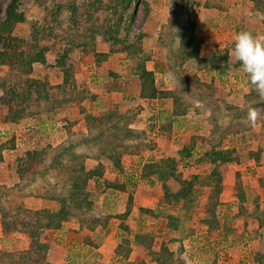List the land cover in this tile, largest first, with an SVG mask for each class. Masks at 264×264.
I'll return each mask as SVG.
<instances>
[{"label":"rangeland","instance_id":"374dc122","mask_svg":"<svg viewBox=\"0 0 264 264\" xmlns=\"http://www.w3.org/2000/svg\"><path fill=\"white\" fill-rule=\"evenodd\" d=\"M10 1L0 0V21L6 16ZM242 1H238L242 10L236 17V34L241 30L264 34V16L251 15V10L243 9ZM120 2L18 1L17 9L25 20L14 24L13 35L23 40L37 37L35 42L40 48L46 47L47 51L43 54L45 63L33 64L32 72L28 75L30 77L19 73L15 66L0 64V129H9L7 135L0 136V206L5 209L4 219L0 215V264H104L102 258H95L91 254L85 239L95 235L89 234V227L97 220L94 218L99 215V209H105L102 190L107 178L116 171L108 165V156H112L121 146L129 151L121 156L123 170L120 171V175L128 181L130 176L138 174L146 162L159 156H174L179 153L183 143L192 141L197 143L194 156L208 151L212 142L218 145L217 148L234 147L239 153L241 164L238 171L244 178L249 180L250 177L264 176V129L261 128L262 120L259 117L264 114V106L258 104L252 109L256 100L246 98L248 88L244 71L236 65L234 57L228 58L218 50L209 53L211 49H207V43L214 41L212 38L215 34L205 37L206 45L196 59L172 66L167 61L171 59L166 48L168 43L159 46L155 39L143 46L141 32L137 31L141 16L150 13L148 1L142 4L140 0H133L125 11L118 7L115 13H121L123 19L116 33L118 40H108V33L115 28L113 22L108 24V18L112 20ZM159 2L161 5L167 4L168 8L157 14L168 16L170 22L173 20L171 4H184L186 0ZM91 6L100 10L94 11ZM180 17L184 19V15ZM224 41L228 40L214 43L221 51L224 50L223 46L231 49V45ZM155 43L158 47L154 49ZM3 46V40L0 39V52ZM18 47V50L26 51L22 44ZM86 52L93 54L86 58ZM140 62L153 69L157 89H172L176 86L178 100L186 109L184 116H175L173 119L164 113L172 108L171 100L141 101L136 76ZM27 78L42 81L47 86L40 85L39 89L32 87L28 101L18 104L12 89H25ZM9 106L10 112H23L17 123L12 125L5 122L9 118ZM253 110L257 113V119L255 123H250L248 116ZM153 114L158 119L157 131L153 130L151 124ZM89 116L99 120L86 123ZM58 122L62 126L57 125ZM201 137H209L210 140L199 144ZM10 139L14 141L15 147L3 150L11 145ZM61 145L69 146L71 154L53 163L62 149ZM31 151L40 152V159L36 160L33 168L19 173L21 159ZM255 152H259L258 159L252 154ZM97 160L104 164L105 171L99 183L88 182L91 209L83 212L66 205L64 209L67 212L61 215L64 216L60 222L61 228L65 225L70 228L75 223L83 222L80 237H60L58 231L49 228L48 224L57 221L54 215L59 214L62 206L59 199L62 198L66 204L70 200L66 189L68 168L77 163L86 169L92 168ZM211 166L204 164L192 169L191 166L186 174L194 170H198L199 174L207 173ZM218 169L224 177L228 175V165L219 164ZM151 181L147 184L155 186V182ZM249 184L247 181L248 208H256L257 201L258 204L263 202L261 206L264 207V200L260 201L264 193L260 197L256 193L257 189L251 188ZM26 207L41 213L24 214L21 211L24 212L23 208ZM19 208H22L21 211ZM43 210L49 211L47 216L42 213ZM259 210L264 214V209L259 207ZM191 211L197 213L194 214L197 218H194L193 223L183 219L184 231L174 238H187L188 258L197 261L199 255V261L204 264L206 261L203 258L215 256L218 264H227L233 253L232 248L244 258L250 257L254 244L253 233L243 231L234 238L233 232L226 236L213 234L208 237L198 223L200 208L195 207ZM227 212L233 217L235 210L227 209ZM49 215L53 217L50 219ZM1 221L5 226H2ZM147 226L151 229V221ZM260 232L256 233L259 241L256 240L264 245V229ZM66 239L67 242H64ZM42 244L47 246L46 250L41 248Z\"/></svg>","mask_w":264,"mask_h":264},{"label":"crops","instance_id":"0c3cea01","mask_svg":"<svg viewBox=\"0 0 264 264\" xmlns=\"http://www.w3.org/2000/svg\"><path fill=\"white\" fill-rule=\"evenodd\" d=\"M140 1L142 4L144 1H148L150 9L149 14L145 13V15L141 16L142 21L139 25H137V31L141 32L142 44L144 46V43L146 44L147 41L158 39L160 31L162 27L168 23L169 17L164 14H157L158 11L165 9V7L168 8L167 4L161 5L159 2L160 0ZM238 1L239 0H191L190 13L195 22L196 36L201 41L200 52H202L201 49L206 45L205 37H209V35L214 36L215 34L212 38L214 41L207 43V49H211L209 53H216L215 51L218 50L228 58L233 57L232 48L234 37L236 35V17L242 10L240 7L241 4ZM242 3L243 9L251 10V15L264 16V0H244ZM244 4L246 5L244 6ZM220 40H228L224 42L229 43L231 45V49L223 46L222 49L224 50L221 51V48L214 43ZM156 44L157 43L154 44V49L158 47ZM85 54L87 56L86 58H88L91 57L93 52H86ZM227 60L228 59L225 61ZM212 66L217 68V66L215 67L213 64ZM146 69L150 71L153 70L149 67V65H146ZM57 83H59V81ZM165 89L169 90L170 88L167 87ZM158 100L165 101L171 99L161 98ZM141 101L145 102L146 100ZM171 107L172 108L165 110L164 113L167 114V112L170 113L172 111L173 103ZM72 117L77 118L78 116ZM172 118L174 119L176 117L173 116ZM183 147L184 143L182 144V148L179 153L177 152L178 154H175L174 156H167L165 158L180 160L182 157L181 154ZM158 158L164 157L159 156ZM108 165L113 166L111 164ZM226 165L229 166L228 175L224 177L223 173L221 174V190L218 195L221 206L219 215L217 216V227L215 229H211L207 223H204V219L207 217L205 204L207 202V197L210 194L209 186H204L202 188V190L198 193L195 202L192 204V207L185 211L182 208V202L177 204H168L164 201V192L162 190L161 183L155 178V176L142 178V167L138 174L136 176H130L131 178H129L128 181L123 175H120L121 172L113 166V170L116 171H114V173L107 178V182H109L110 185H106V183L104 185V190H102L103 200L105 201L103 207L105 209L102 210L100 208L98 213L99 215H96V218H94L101 221L103 220L102 224H97L93 229L88 231L90 235L95 233L94 237L87 236V239H85V244L91 249V254L94 255L95 258H102L104 264H140L141 262H144L145 264H156L151 261V257L149 256L146 248H144V246L140 243H136L134 240L135 234L143 232L153 235V250H158L160 246L164 244L168 247L174 257L178 256L181 258L184 264H201L199 261V259H201L199 258V255H197V261L194 258H188L189 250L187 249V238H178V240L174 239L184 231V227L182 228V221L185 220L183 219L191 220L193 223L194 218H197L194 215L196 212L194 213L191 211L192 208L196 207L201 210L198 218L200 229L204 230L208 237L213 234L226 236L230 232H233L232 236L234 238L240 235L243 231L253 233L252 239L254 244L252 246L253 248L250 257L244 258L242 254H239V251L232 248L233 253H231V257H229L227 264H264V245L258 243L256 240L258 239L256 238V233L258 232L260 234V231L264 229V214L259 210V207L264 209L263 205L261 206V203L263 202H259L258 204L257 201L255 204H257L258 209L255 205L256 208L254 207L250 210L248 208L250 201L249 193L246 189V183L248 181L250 183L249 186L253 189H257L256 193L262 197V194L264 193V178L262 177L264 176L256 178L250 177V179L247 180L238 171V166L241 165L239 162L227 163ZM202 166H204V164L192 166L191 169ZM188 168L189 167H185L182 170L187 177L192 174H199L198 170H194V172L190 171L189 174H186L188 172ZM207 173L202 172L201 174ZM237 174L245 198V201L243 202L244 211L242 213L238 210V198L236 196L235 189ZM149 180H153L155 182V186L147 184ZM153 181L151 182L153 183ZM168 184L172 186L171 191H176L178 189V185L173 180H169ZM263 200L264 198H260V201ZM227 209L235 210L233 214L234 219L232 215H228ZM147 210H151V212H148ZM168 214L176 219L175 228L168 227ZM149 221H151V229L147 226ZM251 226L252 229L250 230ZM80 228L82 229L83 227L79 223L73 224L70 228L65 225L64 228L58 230V235L64 238L66 236H77L79 238ZM156 231H158L159 234ZM166 236H172V238H166ZM93 238L94 240H92ZM157 239L158 243H156ZM64 242H67V239ZM203 259L206 261L204 264H218V258L215 256H213V258L205 257Z\"/></svg>","mask_w":264,"mask_h":264},{"label":"trees","instance_id":"16d2710c","mask_svg":"<svg viewBox=\"0 0 264 264\" xmlns=\"http://www.w3.org/2000/svg\"><path fill=\"white\" fill-rule=\"evenodd\" d=\"M18 1L19 0H11L6 8V16L3 20L0 21V39L3 40V51L0 52V64L7 66H15L18 69V72L22 75H29L32 72V65L35 63L44 64L45 58L43 56L44 52L47 51V48H40L39 45L35 42L36 39L32 38L31 40H23L19 37L13 35L14 24L17 22H22L25 20L24 15L18 11ZM133 0H121L120 6L114 11V16L108 18V24L113 22V30L108 33V40L117 41L118 37L116 33L121 27L122 14L115 13L118 7L121 11H125L129 4ZM190 5L191 0H186V2L179 3L175 2L170 6V14L173 15V20L164 25L160 31L158 36V45L161 43L166 44V48H168L170 58L168 59V63L172 66H180L181 64L187 63L190 60H194L199 56L201 41L197 38L195 33V22L190 13ZM93 7L94 11H99L100 9ZM184 15V19L180 17ZM186 16V20H185ZM172 28H171V25ZM22 44V48L24 50H18V46ZM162 44V45H163ZM165 46V45H164ZM21 48V49H22ZM169 58V57H168ZM237 66H241L236 62ZM137 68V82L139 86L138 97L142 100L150 101L154 99L161 98H170L173 103V109L167 115L169 117L173 116H181L185 114V108L181 102H179V96L176 95L177 88L176 86L172 89H157L154 82V72L147 70L144 62H140ZM30 77V76H28ZM245 85L248 88V93L246 94L247 99L256 100L255 104H253L252 109L256 105L264 106V97L258 95L255 91L252 90L248 77L244 73ZM24 85V84H23ZM45 86L44 82L38 81L34 78H27L25 89L15 91V88L12 89V94L17 99L18 104H25L28 101L31 88L39 89L41 86ZM209 87L211 84L208 85ZM11 106L7 107V113L9 114V118L6 119V123L15 124L16 121L22 117V111H14L10 112ZM156 116L153 114L151 117L152 120ZM95 117V116H94ZM261 128L264 129V114H260ZM109 119V117H108ZM99 120L96 117L93 118L89 116L86 118V123L90 121ZM170 128V125H169ZM13 139V138H12ZM10 139V140H12ZM201 141L199 144H203L204 142H209V137L200 138ZM211 146L208 151L194 156L193 151L196 148L197 143L192 141L190 143L184 144L181 158L180 160H173L170 158H158L156 160H151L146 162L141 169V177L142 178H150L155 176V178L161 183L162 190L164 192V201L168 204H177L182 202L183 210L187 211L192 204L195 202L198 193L202 190L204 186L210 187V194L207 197V202L205 204V210L207 213V217L204 219V223H207L211 229H215L217 227V216L220 212V202L218 199L219 192L221 190V180L222 176L218 169L219 164H227V163H238L239 162V153L233 147L231 148H217L215 144L210 143ZM14 147V141L12 140L11 145L4 147L3 150H12ZM60 152L56 156V160L54 159L53 163L60 162L64 159L65 156L71 154L69 146L61 145ZM1 149V146H0ZM129 152L125 146H121L116 152H113L112 156H108V164L116 167L118 171H122V161L121 156ZM259 152L252 153L254 157L258 159ZM41 153L38 151L27 152L26 156L21 159V165L19 173L23 171H27L35 166L36 160L40 159ZM58 160V161H57ZM219 161V162H218ZM202 164H210L212 165L210 171L207 174H192L188 177L183 173V169L185 167L197 166ZM104 164L101 163L100 160H97V163L92 167L86 169L82 164H74L71 168L69 167L68 176L67 177V191L69 195V202L66 204L64 201L59 199L61 209L59 214L54 215V218L57 219L55 224H48L49 228H53L54 231H58L59 227L62 225L60 222L64 218L65 212H67L64 207L66 205L73 206V209L81 210L83 212H87L91 209L92 200L90 198V192L87 190L88 182L94 181L98 182L101 176L105 171ZM169 180H173L177 185L178 189L176 191H171L172 186L168 184ZM238 174L236 175V196L238 198V210L240 213L244 211L243 202L245 201L241 184L239 183ZM106 185H110L109 182H106ZM19 208L18 210L21 211ZM24 214H40L41 212L38 210H31L27 208H23ZM151 212V210H147ZM43 214L49 213L47 210H43ZM5 209L0 206V215L2 219H4ZM243 215V214H241ZM51 216L50 219L53 217ZM49 218V217H48ZM168 218V227L175 228L176 219L169 214ZM4 221V220H3ZM1 221L2 226H5L4 222ZM83 222L80 221V225ZM97 224H102L101 220H95L89 229H93ZM6 229V227H4ZM3 228V230H4ZM61 228V227H60ZM134 240L136 243H140L146 248L149 256L151 257V261L156 264H184L183 260L178 256H175L170 252L167 246L162 244L158 250L152 249L153 243V235L148 233H137L134 236ZM41 248L46 250L47 246L45 244L41 245ZM140 264H145L141 262Z\"/></svg>","mask_w":264,"mask_h":264},{"label":"clouds","instance_id":"9594fccd","mask_svg":"<svg viewBox=\"0 0 264 264\" xmlns=\"http://www.w3.org/2000/svg\"><path fill=\"white\" fill-rule=\"evenodd\" d=\"M232 55L247 75L252 90L264 97V34L239 31L234 37ZM248 119L255 123L257 113L251 111Z\"/></svg>","mask_w":264,"mask_h":264},{"label":"built area","instance_id":"2783aa9c","mask_svg":"<svg viewBox=\"0 0 264 264\" xmlns=\"http://www.w3.org/2000/svg\"><path fill=\"white\" fill-rule=\"evenodd\" d=\"M152 123L154 124V127H153V130L154 131H157L158 130V119L156 116H154L153 120H152ZM57 125H60L62 126L61 122H58ZM22 131H26V130H22ZM9 133V129H6V128H3V129H0V136L4 137L5 135H7Z\"/></svg>","mask_w":264,"mask_h":264}]
</instances>
